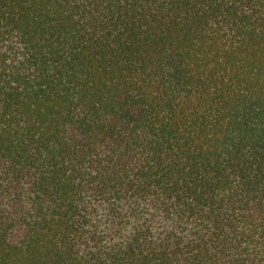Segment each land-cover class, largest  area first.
Masks as SVG:
<instances>
[{
  "label": "trees",
  "instance_id": "16d2710c",
  "mask_svg": "<svg viewBox=\"0 0 264 264\" xmlns=\"http://www.w3.org/2000/svg\"><path fill=\"white\" fill-rule=\"evenodd\" d=\"M0 264H264V0H0Z\"/></svg>",
  "mask_w": 264,
  "mask_h": 264
}]
</instances>
